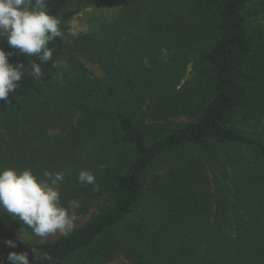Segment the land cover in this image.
<instances>
[{
  "label": "trees",
  "instance_id": "obj_1",
  "mask_svg": "<svg viewBox=\"0 0 264 264\" xmlns=\"http://www.w3.org/2000/svg\"><path fill=\"white\" fill-rule=\"evenodd\" d=\"M98 1L47 0L65 35L49 43L40 78L28 74L36 57L9 58L26 68L0 100L8 137L0 169L31 168L40 179L62 171V206L78 200L75 216L94 209L66 236L18 254L30 264H264V134L255 131H264V32L248 28L255 0H117L109 31L104 23L70 49L67 23ZM80 56L100 66L102 81ZM64 57L75 75L43 100ZM50 128L64 135L50 137ZM82 169L99 190L78 183ZM0 220L32 231L3 209ZM0 264H10L1 252Z\"/></svg>",
  "mask_w": 264,
  "mask_h": 264
},
{
  "label": "clouds",
  "instance_id": "obj_2",
  "mask_svg": "<svg viewBox=\"0 0 264 264\" xmlns=\"http://www.w3.org/2000/svg\"><path fill=\"white\" fill-rule=\"evenodd\" d=\"M61 20L49 14L47 0H0V41H6L18 54L34 56L40 63L31 62L28 74L40 78L42 64L52 59L53 49L48 45L56 38H64ZM70 35H76L72 31ZM162 59L167 60V50L161 49ZM13 52L0 49V100L7 102L9 94L15 92L25 74V65L10 63ZM145 67H150L147 59ZM55 66V62H54ZM44 179L35 176L31 168L22 171L0 169V209L11 214L32 229L35 237L44 238L56 232L64 233L72 226L73 217L69 209L79 207L78 200L68 202V208L61 204L59 184L64 173L47 170ZM80 184H91L99 190L95 176L88 170H80L77 177ZM6 246L15 248L16 242L6 240ZM34 256L35 251L32 250ZM45 259H51L44 254ZM10 264H30L27 253L9 252Z\"/></svg>",
  "mask_w": 264,
  "mask_h": 264
},
{
  "label": "rangeland",
  "instance_id": "obj_3",
  "mask_svg": "<svg viewBox=\"0 0 264 264\" xmlns=\"http://www.w3.org/2000/svg\"><path fill=\"white\" fill-rule=\"evenodd\" d=\"M120 7V4L117 0H99L98 2L85 7L82 11L76 13L70 21L67 23L66 29V38L69 43L70 49H73V44L76 39L80 36H88L96 33V29L101 28L102 24L106 23V28H111V24L114 20V17ZM254 15L251 17L248 28L249 30H257L264 32V0H255L253 4ZM111 25V26H110ZM76 32V35H70V32ZM0 49H3L7 52H15V49L10 48L6 44H0ZM77 60L82 64L88 71V77L92 80L102 81L104 79V74L100 66L93 62L88 61L86 58L78 57ZM72 68L70 67V63L67 61V58L64 57L61 59L58 65V70L55 78V85L52 87L51 94L45 96L47 99L50 95H57L58 91L55 90L58 85L64 83L66 78H72L75 74L70 75ZM58 80V81H57ZM253 129V128H252ZM243 132L247 133V130L244 127L241 128ZM250 131V130H249ZM258 134H264V131L261 127L255 129ZM47 135L50 137H60L64 135V133L60 129L50 128L46 130ZM8 137L5 132H1L0 136V161H1V153H3V149L6 147V142ZM94 209H91L89 214L85 216H75L72 220V226L67 228L64 233H60L59 231L54 234H49L44 238L35 237L26 227L22 226H12L11 224H4L3 220H0V252L3 255L8 256L9 252L18 253L19 250H26L30 247L36 246L38 244H42L48 241L57 240L63 236H66L71 230L81 226L84 222H86L90 213L93 212ZM19 224V222H18ZM6 240H13L16 242L15 248H10L6 246ZM110 264H127L121 257H117Z\"/></svg>",
  "mask_w": 264,
  "mask_h": 264
}]
</instances>
